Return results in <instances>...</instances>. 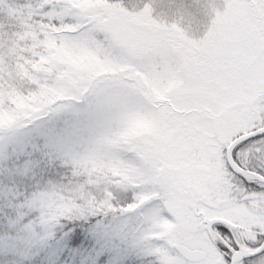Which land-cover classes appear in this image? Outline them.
Masks as SVG:
<instances>
[{
  "label": "snow or ice",
  "instance_id": "snow-or-ice-1",
  "mask_svg": "<svg viewBox=\"0 0 264 264\" xmlns=\"http://www.w3.org/2000/svg\"><path fill=\"white\" fill-rule=\"evenodd\" d=\"M0 264H264V0H0Z\"/></svg>",
  "mask_w": 264,
  "mask_h": 264
}]
</instances>
